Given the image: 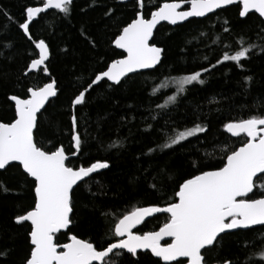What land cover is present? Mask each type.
<instances>
[{"label":"snow or ice","instance_id":"snow-or-ice-1","mask_svg":"<svg viewBox=\"0 0 264 264\" xmlns=\"http://www.w3.org/2000/svg\"><path fill=\"white\" fill-rule=\"evenodd\" d=\"M150 2L147 0V3ZM73 3L74 0H39L37 6H25L22 21L9 16L0 7V13L15 24L34 46L32 58L22 75L42 74L48 78V82L42 85L25 86L23 95L7 96L14 110V118L11 122H0V171L20 168L25 182L31 180L34 193L31 209L13 218L16 225L27 226L28 253L22 264H124L125 260L142 264L144 258L153 257L158 258L153 264H160L161 261L163 264H264V113L257 112L223 124L225 133L242 139L239 146H229L231 150L229 147L221 149L224 156L220 167L202 170L201 162L192 161L191 167L198 174L184 178L175 176L170 165L164 164L159 167L158 175L174 181L173 184L164 185L172 188V196L163 204L157 202L136 206L115 218L113 213L98 208L97 194L91 191L93 183H100L96 176H103L105 170L111 168L110 161L98 158L87 165L72 164V158L83 153L87 142V130L83 133L80 130L78 106H87L89 94L94 88L106 86L109 92L118 91L131 79L130 74L156 69L161 65L166 50L158 46L156 40L158 26L162 22L184 26V22H192L191 18L209 17V14L226 10L232 5L240 6L241 18H249L250 14L264 18V0H165L156 10L149 8L147 15L146 0H117V3L133 9V18L118 28V34L111 41L115 49L122 50L126 55L94 71L93 76L71 99L72 151L69 154L63 143L46 148L38 139L45 135L46 127L51 126L50 122L46 123V105L58 96L59 89L49 68V44L44 39L34 37L31 29L49 10H55L65 19L70 18ZM186 3L190 7L184 10ZM95 6L96 0H92L90 7ZM114 13L116 9L109 8L104 15L114 22L117 19ZM223 25L222 31L231 33L227 19ZM80 34L92 49H96L97 41L88 36L83 28ZM257 36L264 41V28ZM216 41H220V37ZM257 50L264 53V43L249 42L240 37L236 49L222 51L215 63L209 62L199 70L168 78L166 83L153 89L152 95L166 88L168 82L175 86L176 94L169 95L166 102L157 107L164 110L169 105H175L178 97L191 88L204 86L206 78L202 77L211 74L220 65L232 63L238 70L245 71L246 62L257 54ZM64 51L67 52V49ZM203 59L208 61L209 58L204 56ZM101 62L97 58V63ZM253 81L254 77L247 75L242 84L250 89ZM158 115H153L152 119L156 120ZM167 124L168 121H165ZM152 128L149 124L146 130L152 131ZM208 131L207 125L195 121L191 127L186 126L183 130L172 128L170 133H163L162 130L164 143L149 148L145 154L150 156L158 151H179L177 146L183 148L185 142H191V138H199ZM123 147L124 141L117 139L109 143L105 151ZM149 187L159 190L156 183ZM81 188L91 193L92 197L83 207L93 213L99 211L107 225L104 235L95 241L80 238L72 232L82 222L75 198ZM0 191L8 193L12 190L0 181ZM16 194L20 195L19 192ZM158 214L165 216V222L158 230H138L148 218ZM249 232L253 233V239L238 242L244 250V259L221 255L229 237H239ZM61 233L65 234L67 242L58 241ZM10 251L0 250V258L6 259Z\"/></svg>","mask_w":264,"mask_h":264},{"label":"trees","instance_id":"trees-1","mask_svg":"<svg viewBox=\"0 0 264 264\" xmlns=\"http://www.w3.org/2000/svg\"><path fill=\"white\" fill-rule=\"evenodd\" d=\"M163 2L165 0L147 3L146 0V15L149 8L156 10ZM91 3L92 0H74L70 18L65 19L62 14L51 10L42 14L40 22L31 29L34 37L44 39L49 44V68L59 89L58 96L46 107V123L50 122L51 126L46 127L45 135L38 139L46 148L63 143L69 154L72 151L70 101L94 71L124 55L111 45V41L118 34V28L133 18V9L117 3V0H96L95 7H90ZM38 4L39 0H0V7L18 21L24 18L25 6ZM109 8L116 9L114 15L117 19L114 22L104 15ZM239 11L240 6L232 5L209 17L194 18L191 23L185 22L184 26L160 25L156 42L166 50L161 65L154 70L131 75V79L118 91L109 92L106 86L94 88L89 94L87 106H78L80 130L82 133L87 130V142L83 153L72 158V164L87 165L98 158L110 161L111 168L105 170L103 176H96L100 183H93L91 191L97 194L98 208L113 213V218L136 206L157 202L163 204L172 196V188L164 185L173 184L174 181L158 175L159 167L164 164L170 165L175 176L184 178L198 174L191 167L192 161L201 162L202 170L220 167L224 156L221 149L237 147L242 139L225 133L223 124L257 112L264 113V107H253L264 105V53L258 50L246 62L245 71L238 70L232 63L220 65L211 74L202 77L206 78L204 86L191 88L178 97L175 105H169L164 110L157 105L164 104L169 95L176 94L175 86L168 82L166 88L152 95L153 89L166 83L168 78L199 70L209 62L215 63L222 51L235 50L240 37L249 42L264 43L257 36L264 28V20L258 14L241 18ZM225 19L230 22L231 33L222 31ZM81 28L97 41L96 49H92L81 36ZM217 37H220V41H216ZM33 51L31 42L0 13V122H11L14 118V110L7 96L23 95L25 86L48 82V78L42 74L22 75ZM204 56L209 58L208 61L203 59ZM97 58L102 62L97 63ZM247 75L254 77L250 89L242 84ZM81 77L83 79H78ZM156 114L159 115L153 120L152 116ZM165 121H168L167 125ZM193 121L207 125L209 131L199 138H191V142H185L183 148L177 146L179 151H158L150 156L145 154L149 148L164 143L162 130L163 133H170L172 128L183 130L186 126L191 127ZM149 124L153 126L152 131L146 130ZM117 139L124 141V147L105 151L106 146ZM0 181L12 190L8 193L0 191V250H11L6 259L0 258V264H22L28 253L27 226L16 225L13 218L33 206L31 180L25 182L22 170L11 168L0 171ZM152 183L157 184L158 191L149 187ZM75 198L82 222L72 232L80 238L100 239L106 231V222L99 211L93 213L83 207L92 199L91 193L81 188ZM164 222L165 216L159 214L138 230L155 231ZM253 238L251 232L229 237L221 255L244 259V250L238 242ZM58 241L67 242L65 234L61 233ZM156 260L158 258H144L142 264H153ZM124 264H132V261L125 260Z\"/></svg>","mask_w":264,"mask_h":264},{"label":"water","instance_id":"water-1","mask_svg":"<svg viewBox=\"0 0 264 264\" xmlns=\"http://www.w3.org/2000/svg\"><path fill=\"white\" fill-rule=\"evenodd\" d=\"M164 3V2H163ZM190 7V5L189 4H185L184 5V10H187L188 8ZM230 7V6H229ZM49 11H51V10H49ZM209 15H211V14H209ZM191 19H194V18H191ZM198 19V18H197ZM199 19H202V18H199ZM263 20H264V18H262ZM185 23V22H184ZM162 24H167V23H165V22H162ZM172 26V25H171ZM159 27V26H158ZM119 51H121L122 53H123V51L122 50H119ZM124 55H126V53H124ZM123 57V56H122ZM122 57H120V58H122ZM164 57V56H163ZM119 59V58H118ZM163 60V59H162ZM159 66V65H158ZM157 66V67H158ZM150 70H154V69H150ZM150 70H144L143 72H146V71H150ZM137 74V73H136ZM130 75H133V74H130ZM59 93V92H58ZM56 98V97H55ZM55 98H52L50 101H49V103L52 101V100H54ZM46 107H47V105H46ZM159 215V214H158ZM153 217H150V218H148V220H150V219H152ZM148 220H146V221H148ZM140 227V226H139Z\"/></svg>","mask_w":264,"mask_h":264}]
</instances>
